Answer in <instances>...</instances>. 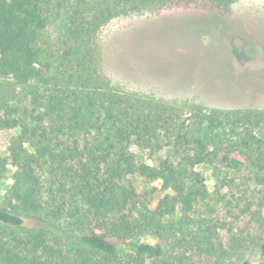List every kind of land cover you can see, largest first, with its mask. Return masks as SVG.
<instances>
[{
    "label": "trees",
    "instance_id": "obj_1",
    "mask_svg": "<svg viewBox=\"0 0 264 264\" xmlns=\"http://www.w3.org/2000/svg\"><path fill=\"white\" fill-rule=\"evenodd\" d=\"M237 1L0 0V79L19 89L0 94V130L19 129L0 155V181L15 168L0 264H264V108L126 90L103 71L98 39L118 16L226 17Z\"/></svg>",
    "mask_w": 264,
    "mask_h": 264
},
{
    "label": "rangeland",
    "instance_id": "obj_2",
    "mask_svg": "<svg viewBox=\"0 0 264 264\" xmlns=\"http://www.w3.org/2000/svg\"><path fill=\"white\" fill-rule=\"evenodd\" d=\"M102 69L115 84L174 101L209 107L264 108V0H238L229 16L195 6L148 8L112 19L98 34ZM18 93L0 79V94ZM16 100H13V104ZM19 129L0 130V155ZM131 151L148 163V151ZM169 149L161 151L166 157ZM210 191L216 178L210 165L198 167ZM9 164L0 181V201L13 182ZM139 190L161 187L160 181L133 178ZM155 243L151 236L142 238Z\"/></svg>",
    "mask_w": 264,
    "mask_h": 264
}]
</instances>
